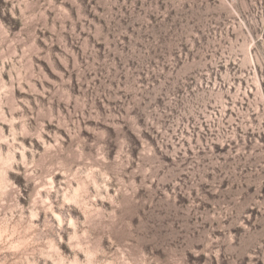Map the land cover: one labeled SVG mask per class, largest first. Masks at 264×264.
<instances>
[{
    "label": "rangeland",
    "instance_id": "rangeland-1",
    "mask_svg": "<svg viewBox=\"0 0 264 264\" xmlns=\"http://www.w3.org/2000/svg\"><path fill=\"white\" fill-rule=\"evenodd\" d=\"M0 264H264V0H0Z\"/></svg>",
    "mask_w": 264,
    "mask_h": 264
}]
</instances>
